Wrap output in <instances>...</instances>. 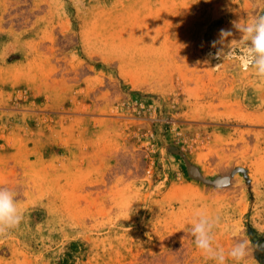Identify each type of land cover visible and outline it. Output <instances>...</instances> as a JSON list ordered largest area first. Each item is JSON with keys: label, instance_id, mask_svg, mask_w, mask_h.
<instances>
[{"label": "rangeland", "instance_id": "rangeland-1", "mask_svg": "<svg viewBox=\"0 0 264 264\" xmlns=\"http://www.w3.org/2000/svg\"><path fill=\"white\" fill-rule=\"evenodd\" d=\"M261 13L0 0V187L23 213L0 264H215L190 235L196 209L221 218L215 244L243 228L246 264H264V84L242 48L212 46Z\"/></svg>", "mask_w": 264, "mask_h": 264}, {"label": "clouds", "instance_id": "clouds-1", "mask_svg": "<svg viewBox=\"0 0 264 264\" xmlns=\"http://www.w3.org/2000/svg\"><path fill=\"white\" fill-rule=\"evenodd\" d=\"M233 27L239 32L240 38L229 40L233 36L232 31L222 29L219 40L212 43L214 48L220 45L215 54L216 58H227L226 50H231L228 45L242 48L248 57L245 70L253 69V75L261 84H264V13L254 14L245 22L234 21ZM130 210L131 207L129 213ZM22 219L23 213L16 200V194L8 188L0 187V237L16 229ZM221 226L222 221L219 216H211L200 209L194 210L189 232L194 237L195 246L207 260H212L215 264H227L229 259L235 264H246L252 255V245L244 234L245 230L240 227L223 225L224 231L228 232L233 240L232 246L225 251L223 247L215 244L214 232Z\"/></svg>", "mask_w": 264, "mask_h": 264}]
</instances>
